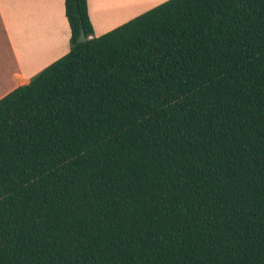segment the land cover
Returning a JSON list of instances; mask_svg holds the SVG:
<instances>
[{"label":"trees","instance_id":"1","mask_svg":"<svg viewBox=\"0 0 264 264\" xmlns=\"http://www.w3.org/2000/svg\"><path fill=\"white\" fill-rule=\"evenodd\" d=\"M64 7L68 53L0 99V264H264V0L98 37Z\"/></svg>","mask_w":264,"mask_h":264},{"label":"crops","instance_id":"2","mask_svg":"<svg viewBox=\"0 0 264 264\" xmlns=\"http://www.w3.org/2000/svg\"><path fill=\"white\" fill-rule=\"evenodd\" d=\"M101 36L167 0H86ZM64 0H0V99L69 51Z\"/></svg>","mask_w":264,"mask_h":264},{"label":"water","instance_id":"3","mask_svg":"<svg viewBox=\"0 0 264 264\" xmlns=\"http://www.w3.org/2000/svg\"><path fill=\"white\" fill-rule=\"evenodd\" d=\"M85 40H86V37H85V34H84V30L81 29L78 42L81 43V42H84Z\"/></svg>","mask_w":264,"mask_h":264}]
</instances>
